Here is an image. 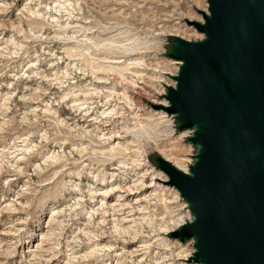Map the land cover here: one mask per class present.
I'll list each match as a JSON object with an SVG mask.
<instances>
[{
    "label": "rangeland",
    "instance_id": "1",
    "mask_svg": "<svg viewBox=\"0 0 264 264\" xmlns=\"http://www.w3.org/2000/svg\"><path fill=\"white\" fill-rule=\"evenodd\" d=\"M200 11L0 0V264H194L170 235L190 214L154 159L187 172L195 149L152 94L174 84L170 41L202 38L186 24Z\"/></svg>",
    "mask_w": 264,
    "mask_h": 264
},
{
    "label": "water",
    "instance_id": "2",
    "mask_svg": "<svg viewBox=\"0 0 264 264\" xmlns=\"http://www.w3.org/2000/svg\"><path fill=\"white\" fill-rule=\"evenodd\" d=\"M200 16L186 24L202 38L170 41L174 84L153 106L195 149L186 173L154 159L190 214L170 235L194 264H264V0H206Z\"/></svg>",
    "mask_w": 264,
    "mask_h": 264
},
{
    "label": "bare ground",
    "instance_id": "3",
    "mask_svg": "<svg viewBox=\"0 0 264 264\" xmlns=\"http://www.w3.org/2000/svg\"><path fill=\"white\" fill-rule=\"evenodd\" d=\"M204 12V11H203ZM175 63V62H174ZM119 68V67H118ZM124 68V67H123ZM115 70V69H114ZM117 70V69H116ZM129 71V70H128ZM119 72V71H118ZM120 74V73H119ZM161 106H163V105H161ZM112 108V107H111ZM111 114H112V112L114 113V109H110V111H109ZM164 112V111H163ZM102 114V113H101ZM107 115V114H106ZM110 115V114H109ZM115 115V114H114ZM167 123V122H166ZM167 126V125H166ZM106 133V132H105ZM110 134H111V131H110ZM116 134H118V133H116ZM108 135V134H107ZM104 136H105V134H104ZM107 139V138H106ZM121 139V138H120ZM110 144V143H109ZM122 146V145H121ZM126 146V145H125ZM127 147V146H126ZM164 159V158H163ZM167 161V160H166ZM139 162V161H138ZM169 162V161H168ZM173 165V164H172ZM174 166V165H173ZM175 167V166H174ZM183 172V171H182ZM184 173H186V172H184ZM159 175H160V177H161V181H166V176L162 173V172H160L159 171ZM138 182H141V188H143V187H145V185H146V187L145 188H151L152 186H151V184L149 183L148 185L147 184H145L144 183V181H142V179L140 180V181H138ZM139 184V183H138ZM154 184V183H153ZM152 188H154V187H152ZM151 188V189H152ZM122 189V188H121ZM121 189H120V191H121ZM135 189H137V188H135ZM144 189V188H143ZM112 190V189H111ZM134 189H132L131 187H127L126 188V190H124L123 192H121V193H126L128 196L127 197H129L130 195L131 196H133L135 193H132V191H133ZM154 190V189H153ZM138 192V191H137ZM136 192V193H137ZM177 192V191H176ZM118 193H119V191H118ZM120 194V193H119ZM123 197H125V196H123V195H121L119 198H123ZM118 199V198H117ZM127 199V198H126ZM118 202H120V201H118ZM118 202H116V203H118ZM178 223V222H177ZM180 224H175L174 226H175V228L174 229H176L178 226H179ZM128 231V230H127ZM127 231H122V234L123 233H127L128 234V232ZM116 232H118L119 234H121V231H120V229H117L116 230ZM123 241L125 242V239H123ZM128 243V242H127ZM124 245H125V243H122V249L124 248Z\"/></svg>",
    "mask_w": 264,
    "mask_h": 264
},
{
    "label": "built area",
    "instance_id": "4",
    "mask_svg": "<svg viewBox=\"0 0 264 264\" xmlns=\"http://www.w3.org/2000/svg\"><path fill=\"white\" fill-rule=\"evenodd\" d=\"M178 65V64H177ZM176 65V66H177ZM176 71H177V68L175 69V71H174V75L176 74ZM166 86V85H165ZM157 92H156V94H152V98H154V99H156L158 96H160V95H164V88H162V87H158L157 89ZM188 132H190V131H188Z\"/></svg>",
    "mask_w": 264,
    "mask_h": 264
}]
</instances>
